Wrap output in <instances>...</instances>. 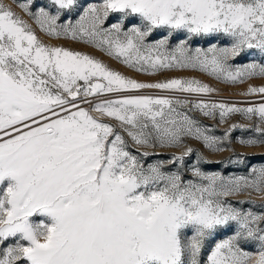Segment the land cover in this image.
I'll use <instances>...</instances> for the list:
<instances>
[{"label": "snow or ice", "instance_id": "6c2138e0", "mask_svg": "<svg viewBox=\"0 0 264 264\" xmlns=\"http://www.w3.org/2000/svg\"><path fill=\"white\" fill-rule=\"evenodd\" d=\"M255 79L264 0H0V264H264V156L232 147H264Z\"/></svg>", "mask_w": 264, "mask_h": 264}, {"label": "rangeland", "instance_id": "374dc122", "mask_svg": "<svg viewBox=\"0 0 264 264\" xmlns=\"http://www.w3.org/2000/svg\"><path fill=\"white\" fill-rule=\"evenodd\" d=\"M5 3H9L10 0H4ZM17 11H19L18 9H16ZM40 38L47 44H52V45H56V46H64L67 48H70L72 50H77V51H82L88 54H91L93 56H95L97 59L102 60L104 63L108 64L110 67H112L113 69L119 70L121 71L123 74L125 75H129V76H134L135 78L139 79V80H148V79H156V78H151V77H146V76H141V75H137L133 72H131L130 70L122 67L121 65L117 64L115 61L110 60L108 57H106L105 55H103L102 53L91 49L85 45L70 41V40H64V39H60V40H54V39H49L48 37L40 34L39 32L37 33ZM240 61H237V63H239ZM166 75H170V76H184V77H195L197 79L202 80L205 83H208L210 86L218 89L219 95H215L213 98L217 99V100H226V101H235V100H241L244 99L243 97L239 96L238 93H240L241 91L245 90L247 85H237V86H229V85H225L222 83H218L216 81H214L213 79L204 76L202 74L199 73H194V72H173V73H167ZM157 78H163V77H157ZM250 83L254 84V85H260L262 83H264V81L259 80V79H255L250 81ZM197 118L205 125H215V121L212 120H208L204 117L198 116ZM234 120H239V117H234ZM227 126L224 127H217L216 130V134L219 135L221 134L225 128ZM234 136L237 135H241V133L236 132L233 134ZM244 135H247V133H245ZM189 145L191 147H193L194 149L199 150L200 152H202L207 159L210 161L207 164H204L203 167L207 170H222L224 172H237V173H241L244 171L243 168H238L235 166H229L227 168H225L222 164L217 163V161H224L226 160L228 157L232 156L233 153L232 152H223V153H218V154H210L208 153V151L206 149H204L202 147V145L197 142V141H192L189 140L188 141ZM233 149L235 150V153L237 154H243L246 157L252 158V162L253 163H258L261 160V157L264 156V147H257V148H246V147H241L235 143H233L232 145ZM172 151H168L163 153L162 155H171ZM179 154V153H176ZM189 160L194 159V157H189ZM239 199H247V197H240ZM256 203L257 204H261L264 203V201H261L259 199H256Z\"/></svg>", "mask_w": 264, "mask_h": 264}]
</instances>
